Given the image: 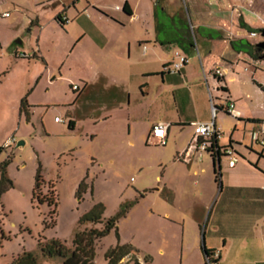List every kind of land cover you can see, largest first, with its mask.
<instances>
[{
  "label": "rangeland",
  "instance_id": "obj_1",
  "mask_svg": "<svg viewBox=\"0 0 264 264\" xmlns=\"http://www.w3.org/2000/svg\"><path fill=\"white\" fill-rule=\"evenodd\" d=\"M72 1L0 0V36L6 42L13 38L8 48L3 51L0 48V75L14 70L0 85V167L8 161L6 173L13 184L0 195V264H11L26 252L35 254L39 264H63L60 258L44 256L42 245L59 240L72 248L80 218L99 203L105 207L104 220L119 217L120 244L129 246L135 257L129 255L120 264H201L196 252L183 250L179 238L172 237L179 231L167 223L170 222L167 213L183 211L168 206L165 200L170 198L169 191L160 194L157 190L168 181L176 185L181 181L190 192L194 190V180L189 183L190 179H186L187 164L177 155L190 142L193 128H172L165 145L150 140L152 121L166 112L177 120L184 111L183 105L178 106L172 94H163L155 84L146 96L139 78L130 77V73H137L141 60L142 64L145 60L133 41L132 31L129 27L112 31L109 19L94 9L97 6L106 15L122 19V0H81L76 9L71 6ZM184 5L182 10L194 45L192 51L198 60L201 47L197 43L198 32L191 28L193 16ZM64 7L69 22L62 27L55 17ZM85 8L88 11L78 18L77 12ZM158 19L162 23L179 21L168 20L162 13ZM32 20H38L39 25L30 27ZM81 32L88 33L83 43L77 42ZM108 37L117 41L112 48L103 45V39ZM39 39L47 56V68L41 62L28 63ZM129 40L133 41L131 50ZM263 40L258 32L255 41ZM17 50L18 57L23 59L15 63L11 56ZM174 56L173 51L168 58ZM146 60L151 68L152 62ZM155 62L154 69L161 68L162 59ZM93 64L101 69L112 68L118 81H126L125 90L117 86L104 91L103 84L97 83L78 99L79 92L74 86L84 88L82 75L94 79ZM40 69L44 77L30 95L34 109L28 125L17 115L16 100L30 75ZM211 91L218 95L216 98L222 96L221 89L212 86ZM223 97L222 103H226L227 98ZM71 116L77 121L74 130L68 127ZM56 117L63 122L55 123ZM226 120L230 122L229 117ZM13 135L16 144L24 141L25 145L18 149L16 145L5 147ZM39 171L44 182L37 195L58 202L57 216L53 218L55 227H47L53 207L40 205L33 198ZM158 176H163L161 184ZM1 177L0 170V181ZM82 184L85 186L80 192ZM117 244L114 231L98 241L94 264H108L105 254Z\"/></svg>",
  "mask_w": 264,
  "mask_h": 264
},
{
  "label": "crops",
  "instance_id": "obj_2",
  "mask_svg": "<svg viewBox=\"0 0 264 264\" xmlns=\"http://www.w3.org/2000/svg\"><path fill=\"white\" fill-rule=\"evenodd\" d=\"M79 2L81 0H73L71 6L76 9ZM122 3L123 6L128 3L130 11L127 14L123 9L122 19L106 15L97 6L94 9L109 19L112 31L120 32L128 27L132 31L133 41L141 49V58L145 60L143 64L141 60L137 73H130V77L139 78L146 96L155 84L163 94H172L174 102L178 106L183 105L184 109L177 120L166 112L152 121L151 126L160 122L169 123L168 137L172 128H193L190 142L177 155L180 161L187 164L186 179H190L189 183L194 180V190L190 192L187 184L181 181L178 185L168 181L157 189L160 194L169 191L170 198L165 200L168 206L183 211L182 214H166L169 226L179 231L172 237L179 238L183 250L196 252L201 264L206 263L204 248L218 252V264H264V148L253 145L249 138V133L258 129L264 121V51L260 53L255 49L264 40L255 41L258 36L250 35L263 30L264 0H122ZM182 5L193 16L191 28L198 32L197 43L201 46L198 60L192 51L194 45ZM117 10L121 11V8ZM87 11L88 8H85L81 13L77 12V17ZM66 12L64 7L59 14L67 19V25L69 18ZM160 13L168 20L176 18L179 21L162 23L158 19ZM38 25V20L30 22V27ZM87 37V32H81L77 42L83 43ZM12 40L6 42L0 36L1 51L8 48ZM133 41L128 42L130 50ZM116 43L110 37L103 39L104 47L112 48ZM173 51L175 56L170 60L168 57ZM32 54L28 63L41 62L48 67L40 39L32 48ZM109 55L113 58L114 54L110 51ZM13 56L11 59L15 63L23 59L18 57V50ZM181 57L187 62L180 71L173 73V67L180 63ZM157 58L162 59L161 68L154 69ZM146 59L152 62L151 68ZM101 68L93 64L94 79L81 76L85 86L76 90V93L79 92L78 99L97 83L103 84L104 91L117 86L125 90L126 81H118L112 68ZM216 70L222 73L221 82L214 76ZM13 72L11 69L2 73L0 85ZM43 77L42 69L31 74L16 100L17 115L28 125L34 109L29 98ZM212 86L221 89L220 98L213 95L215 90L211 91ZM127 95L128 105H131V97L129 93ZM223 96L234 103L236 115L230 116L222 110L217 112L216 126L221 131L218 143L223 148L232 146L240 156L233 168L228 166L226 157L215 159L209 150L199 149L194 141V124L210 122L212 100L217 106H222L225 104L222 103ZM25 97L30 106L29 120L20 113ZM219 116L223 119L220 120ZM228 117L230 122L226 120ZM70 121L74 122L75 129L77 121L72 116ZM157 180L161 184L163 176H158Z\"/></svg>",
  "mask_w": 264,
  "mask_h": 264
},
{
  "label": "trees",
  "instance_id": "obj_3",
  "mask_svg": "<svg viewBox=\"0 0 264 264\" xmlns=\"http://www.w3.org/2000/svg\"><path fill=\"white\" fill-rule=\"evenodd\" d=\"M124 11L127 14H130L129 5L126 3L123 7ZM55 20L62 26L66 25L67 19L63 14H58ZM257 51L262 52L258 47L255 48ZM218 81L221 82L222 79L218 78ZM223 89V88H222ZM228 101V100H227ZM30 106L27 102V97H25L20 105V113L24 114L29 120L30 117ZM70 130H74V122L70 121L68 124ZM217 148L222 149L218 145ZM211 152V150H209ZM2 148H0V153ZM215 159H220L221 154L219 152L213 153ZM8 161L1 165L0 170L2 172V177L0 181V195L8 190L9 187H12V182L8 179L6 173V167ZM217 176V172H216ZM43 179L40 171L36 175V182L33 190V198L38 201L40 205L47 204L48 207L52 208L50 210V220L51 222L47 224V227H55L56 219H53L54 216H57V200L54 201L53 198L40 197L37 195V189L41 187ZM84 184L80 186V192L84 190ZM105 207L103 204L99 203L95 205L89 212L83 215L79 220V229L74 235L72 241V248H67L61 241L52 240L48 244L42 245V253L44 256L49 258H60L63 260V264H94L95 257V246L98 241L107 237L111 232H115L118 239V244L115 247H111L105 254V260L108 264H120L121 261L132 254V249L129 246L120 244V236L118 231V221L119 217L110 218L109 220H104L103 214ZM92 224L94 226L101 225L102 227H93L88 228L86 225ZM214 251L207 250L204 248L205 256L213 253ZM132 256V255H131ZM133 259L135 258L132 256ZM132 259V260H133ZM11 264H39L37 256L33 253L26 252L19 255ZM138 264V262H137Z\"/></svg>",
  "mask_w": 264,
  "mask_h": 264
},
{
  "label": "built area",
  "instance_id": "obj_4",
  "mask_svg": "<svg viewBox=\"0 0 264 264\" xmlns=\"http://www.w3.org/2000/svg\"><path fill=\"white\" fill-rule=\"evenodd\" d=\"M120 9V8H117ZM9 14H5V17H8ZM252 37L258 36L256 32L250 33ZM187 62L184 57L180 58V63L173 67L172 72L176 73L181 70L183 65ZM215 76L218 78L222 77V73L220 70L215 71ZM74 90H78L77 86H74ZM235 106L233 102L228 101L222 106H217L213 100L211 103V114L212 120L208 123H196L195 126V137L194 141L198 144V148L206 151L211 150V153L219 152L221 157H226L228 159V165L230 168H233L239 161L240 156L236 152V150L232 146H228L226 148L221 147L219 150L216 146H219V140L221 138V131L216 126V115L219 110L224 111L226 114L230 116H235ZM56 122L62 123L63 120L60 118L55 119ZM170 124L166 122H160L155 124L152 127L150 133V140L159 144L165 145L168 139ZM249 136L252 140V144L256 146H260L264 148V121L259 124V128L252 130L249 133ZM200 140L202 141L200 143ZM16 145V138L12 136L8 139L5 144V147H11ZM220 147V146H219ZM218 252H213L206 256V264H218Z\"/></svg>",
  "mask_w": 264,
  "mask_h": 264
},
{
  "label": "water",
  "instance_id": "obj_5",
  "mask_svg": "<svg viewBox=\"0 0 264 264\" xmlns=\"http://www.w3.org/2000/svg\"><path fill=\"white\" fill-rule=\"evenodd\" d=\"M261 35H262V37L264 38V29L261 30ZM20 43H21V42L18 41V44H20ZM258 48H260L261 50L264 51V41H263L262 43L258 44ZM263 58H264V57H263ZM23 145H25L24 141H20V142H18V143L16 144V148H15V149H18V148H20V147L23 146Z\"/></svg>",
  "mask_w": 264,
  "mask_h": 264
}]
</instances>
